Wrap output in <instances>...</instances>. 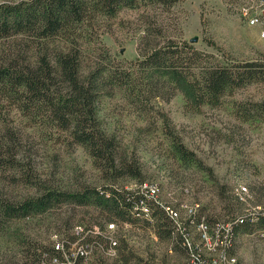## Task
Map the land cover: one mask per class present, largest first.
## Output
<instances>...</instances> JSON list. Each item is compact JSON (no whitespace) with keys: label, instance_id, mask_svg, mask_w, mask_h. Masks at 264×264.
Masks as SVG:
<instances>
[{"label":"rangeland","instance_id":"374dc122","mask_svg":"<svg viewBox=\"0 0 264 264\" xmlns=\"http://www.w3.org/2000/svg\"><path fill=\"white\" fill-rule=\"evenodd\" d=\"M19 1L0 0V4ZM244 7L243 0H177L169 7L125 8L113 19L101 21L97 32L92 31L94 35L84 39L79 47L86 67L97 64L101 58L125 66L137 62L141 37L152 27L161 32L160 40L164 43H186L223 63L256 61L263 65V80L238 89L216 108H191L180 93L145 95L139 103L123 89L103 98L99 120L107 132L115 135L118 147L136 162L140 172L136 179H113L104 162L97 166L83 148L65 144L62 133L30 125L11 111L4 116L20 136L9 163L29 170L2 172L0 199L17 204L42 195L48 188L68 193L84 187L130 191L147 183L158 188V201L162 204L175 208L182 202L196 204V216L217 217L223 224L239 207L231 200L236 184L258 186L254 190L255 202L263 204L264 109L257 113L254 104L264 103V12L259 13V22L251 26L241 15ZM262 8L261 11L264 4ZM194 38L196 42L190 43ZM98 48H103L107 56H101L103 52ZM248 110L252 111L250 119L244 121L241 118ZM174 136L195 154L199 164L184 166L174 156ZM241 166L246 170L239 171ZM96 216L91 206H62L35 218L0 220V264H37L42 247V253L47 254L46 249L53 242L66 239V228L80 221L96 224L91 220ZM138 218L153 220L151 205L148 216L141 214ZM178 220L167 228L173 229L174 237L183 236L192 252L184 251L182 243L177 246L158 239L152 230L124 228L122 235L133 255L129 263L224 264L220 257L222 247L209 252L198 238L197 225L191 223L186 212H181ZM86 227L92 231L99 229L95 225ZM231 253L236 259L233 264H264V238L236 236ZM93 260L88 262L95 264Z\"/></svg>","mask_w":264,"mask_h":264},{"label":"trees","instance_id":"16d2710c","mask_svg":"<svg viewBox=\"0 0 264 264\" xmlns=\"http://www.w3.org/2000/svg\"><path fill=\"white\" fill-rule=\"evenodd\" d=\"M176 1L21 0L1 3L0 174L27 169L23 165L9 163L20 136L19 131L9 127L8 118L4 116L11 111H16L30 125L62 133L66 138L65 144L83 148L94 158L97 166L104 162L112 171L113 179H136L140 175L136 162L118 147L115 135L107 132L99 120V105L103 98L123 89L139 103L145 95L162 97L163 94L180 93L191 108L199 109L204 105L216 108L238 89L263 80V72H260L263 65L256 61L223 63L217 58H208L186 43H164L160 40L161 32L152 27L146 29L141 37L137 62L125 66L118 61L112 63L110 58H101L97 64L83 65L84 54L79 47L84 39L94 35L92 31L97 32L101 21L113 19L125 8L169 7ZM98 49L103 52L101 56H107L103 48ZM254 108L258 113V109H264V103H255ZM251 112L245 111L241 119H250ZM172 141L174 156L184 166L199 164L195 154L187 150L180 140L174 136ZM244 170L245 166L239 168L241 172ZM239 184L234 186L231 194L232 202L239 206L238 210L225 219L228 220L226 223H234L225 249L226 255L232 258H235L231 252L236 236L249 234L257 237L264 231V216L259 214L252 221L246 219L240 223L236 220L246 207L234 194ZM244 184L251 196L248 205L264 206V203L255 202L254 190L259 187ZM142 200L145 199L139 188L129 191L115 187H84L73 193L48 188L42 195L17 204L0 199V220L35 218L62 206H91L97 212L91 220L97 223L85 225L82 221L75 222L66 228V239H58L68 248L75 241L70 234L74 225H82L86 229V226L94 225L99 228L98 234L89 233L86 237V242L94 249L93 254L87 259L77 258L73 264H85L93 259L95 264H130L133 255L122 235L127 228L152 230L158 239L177 246L182 243L184 251L192 252L183 236L174 237L173 229L167 228L174 222L158 204H147L149 211L151 205L153 220L138 218L144 214L139 207ZM189 218L194 226L204 221L210 229L218 227L220 236L224 234L226 224L218 221L217 217L203 218L195 213ZM109 224L114 225L112 231L107 230ZM108 237L116 242L113 257L99 251L109 246ZM43 249L37 255V264H49L52 258L64 260L53 245L46 249L47 254L42 253ZM144 264H148L147 261Z\"/></svg>","mask_w":264,"mask_h":264},{"label":"built area","instance_id":"2783aa9c","mask_svg":"<svg viewBox=\"0 0 264 264\" xmlns=\"http://www.w3.org/2000/svg\"><path fill=\"white\" fill-rule=\"evenodd\" d=\"M244 4L245 7L242 9L241 15H243L249 25H256L260 20L261 14L259 13L264 12V10L261 11L263 9L262 7L264 4V0H244ZM257 9H259L258 11L260 12H258ZM139 190L145 199L140 201L139 207L146 216H148L149 214V208L147 204L155 203L158 204L167 213V215L175 224H177L181 212H186L188 216L191 217L195 215L196 209L198 208L197 205H190L186 202H182L177 208L162 204L160 201H158V188L151 184L143 183L139 187ZM234 194L240 203L246 204L243 214L236 219L240 223L246 219L249 221L254 220L256 214L264 216V206L251 207L248 205V200L251 198V196L245 184H239L237 188L234 189ZM233 224L234 223L229 222L224 225V234L222 236H220L218 227L216 229H210L204 221H201L197 225L198 238L209 252H214L218 247H222L220 257L224 264H233L236 260L235 258L228 257L225 252V249L229 242L228 238L232 231ZM218 225L219 224H216V226ZM113 229L114 225L109 224L107 226L108 231H112ZM89 233L98 234L99 231L95 230L94 232H91L82 225H74L70 230V234L75 241L68 248H66L64 243L60 240L53 242L54 250L59 252L64 260L61 261L58 258H52L49 264H73L77 258H89L94 251L92 245L86 242V237L89 235ZM108 238L110 241L109 246L105 248L104 251L102 249L99 251H102L104 254L113 257L116 254V251L114 249L116 242L113 240V238ZM257 238H264V231L258 234ZM186 243L189 246L187 240Z\"/></svg>","mask_w":264,"mask_h":264},{"label":"water","instance_id":"95a60500","mask_svg":"<svg viewBox=\"0 0 264 264\" xmlns=\"http://www.w3.org/2000/svg\"><path fill=\"white\" fill-rule=\"evenodd\" d=\"M189 42H190V43H194V42H196V38L190 40Z\"/></svg>","mask_w":264,"mask_h":264}]
</instances>
